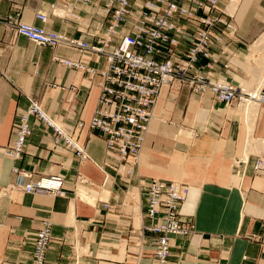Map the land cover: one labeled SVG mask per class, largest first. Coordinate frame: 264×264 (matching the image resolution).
Wrapping results in <instances>:
<instances>
[{
  "label": "crops",
  "instance_id": "obj_1",
  "mask_svg": "<svg viewBox=\"0 0 264 264\" xmlns=\"http://www.w3.org/2000/svg\"><path fill=\"white\" fill-rule=\"evenodd\" d=\"M108 0L78 4L73 17L52 14L58 0H0V264H30L37 231L43 222L52 224V240L46 264H153L156 235L150 225L145 190L140 180L178 181L189 186L182 214L193 222L188 237L171 240L168 264H264V171L256 172V155L264 158V107L250 126L235 106L216 101L211 94H194L173 84L161 90L153 110L135 174L128 176L107 155L105 138L77 125L88 122L99 106L98 76L56 62V58L79 60L81 52L66 46H39L18 35L5 23L14 16L27 24L100 44L108 27ZM228 7L231 0H221ZM48 16L43 22L37 14ZM234 21L238 33L225 37L230 58L220 48L212 50L216 63L213 77L241 84L253 81L260 69L239 60L264 33V0H240ZM241 63H235L236 60ZM90 67L104 69V57L83 58ZM206 60L199 69L207 71ZM234 64V65H233ZM242 68V69H241ZM250 68H256L251 71ZM254 83V82H253ZM37 100L52 117L86 146L90 160L55 146L52 129L30 119L31 134L25 153L16 161L3 153L12 136L18 114ZM253 131L250 165L244 180L232 162L244 155L248 128ZM19 167L41 176L62 175L64 194H28L1 191L16 182ZM85 178L87 182H82ZM93 198V199H92Z\"/></svg>",
  "mask_w": 264,
  "mask_h": 264
},
{
  "label": "built area",
  "instance_id": "obj_2",
  "mask_svg": "<svg viewBox=\"0 0 264 264\" xmlns=\"http://www.w3.org/2000/svg\"><path fill=\"white\" fill-rule=\"evenodd\" d=\"M91 1L58 0L51 6L52 14L73 17L78 4ZM226 9L221 0H108L105 7L108 27L100 44L27 24L14 16H8L4 21L15 33L39 46H66L81 52L79 60L55 59L67 68L100 78L99 106L88 122L82 120L77 127L80 133L87 128L103 136L107 155L122 165L130 177L139 166L145 135L163 88L178 84L194 94H211L216 101L237 107L248 126L264 107V79L257 87L246 88L243 83L234 84L213 77L216 60L212 50L220 48L221 54L230 58L226 68L236 56L228 49L225 37L233 40L238 26ZM36 18L48 21L44 14L39 13ZM100 57L106 59L104 69L90 67L83 60ZM202 60L207 61V71L199 69ZM32 117L52 129L55 146L73 152L80 162L90 160L80 136L67 129L61 120L50 116L35 99H30L29 107L18 114L11 141L3 149L7 157L16 161L22 159L32 131ZM253 142V131L249 127L244 155L232 162L234 174L240 180L247 175ZM253 168L257 173L263 172L264 158L256 155ZM13 174L17 181L2 189L3 196L15 190L28 194H64L65 178L62 175L32 180V174L19 167L13 169ZM81 181L87 182L85 178ZM139 183L145 190L146 215L151 220L144 230L157 236L153 264H168L172 238L188 237L194 231L193 222L182 214L189 186L159 178L140 180ZM51 240L52 224L45 221L37 231L30 264H46Z\"/></svg>",
  "mask_w": 264,
  "mask_h": 264
},
{
  "label": "bare ground",
  "instance_id": "obj_3",
  "mask_svg": "<svg viewBox=\"0 0 264 264\" xmlns=\"http://www.w3.org/2000/svg\"><path fill=\"white\" fill-rule=\"evenodd\" d=\"M236 1L237 0H234V5H233L234 7H233L232 13L236 9V6H237ZM230 15L233 16V14H230ZM246 58H247L246 59L247 63L254 65L255 67L257 66L256 63L258 60L262 61L260 64H261V66H263V69H264V33L260 36V38L254 44H252V46L250 47V54ZM235 63H241V61H238V59H237ZM259 69H261V67H259ZM263 72H264V70H263ZM263 79H264V76L262 77V79L260 80L258 85L261 84ZM244 86L248 88V86H246V85H244ZM257 86H255V87H257Z\"/></svg>",
  "mask_w": 264,
  "mask_h": 264
},
{
  "label": "rangeland",
  "instance_id": "obj_4",
  "mask_svg": "<svg viewBox=\"0 0 264 264\" xmlns=\"http://www.w3.org/2000/svg\"><path fill=\"white\" fill-rule=\"evenodd\" d=\"M239 1L240 0H237L236 1V4H237V6H236V10H237V8H238V6H239ZM238 2V3H237ZM231 4H229L228 5V7H227V12L228 13H232V11H233V5H234V0H231V2H230ZM233 16H235V14L233 15ZM250 53H249V48L248 47H246V50L243 52V54H241L240 56L239 55H237L238 56V59L239 60H244V58H245V56L247 55H249ZM235 58H237V57H235ZM234 59V58H233ZM247 59V58H246ZM262 61H260V60H258L257 61V63H256V67H261V69H260V74H259V77H260V75L262 76L263 75V66H261V63ZM234 65V64H233ZM242 69V68H241ZM256 68H250V70L251 71H253V70H255ZM243 71H244V73H245V75H247L248 76V78L245 80V82H243V84L244 85H246V86H248V88H253V87H255V86H257V83H258V81H253V76L251 75V73H250V71L249 70H247V68H246V70L245 69H242ZM254 82V83H253ZM245 87V86H244ZM247 88V87H246Z\"/></svg>",
  "mask_w": 264,
  "mask_h": 264
}]
</instances>
